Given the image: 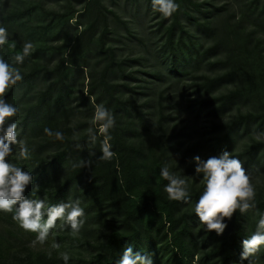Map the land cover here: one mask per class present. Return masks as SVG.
<instances>
[{
	"label": "rangeland",
	"instance_id": "obj_1",
	"mask_svg": "<svg viewBox=\"0 0 264 264\" xmlns=\"http://www.w3.org/2000/svg\"><path fill=\"white\" fill-rule=\"evenodd\" d=\"M175 2L179 4V10L165 17L154 10L152 0H0V26L7 29L9 49H23L26 42H31L33 48L28 57L38 52L37 58L29 59L25 68H19L21 73H38L37 78L33 76L30 86H23L17 92L14 106L19 109L18 113L48 85L50 81L43 79L46 71L64 61L62 69L67 71L65 82L69 108L59 129H63L64 137L70 136V139L83 136L95 125V106L105 104L100 86L92 95L89 91L101 83L104 70L109 65L108 85L115 87L113 95L125 107L123 111L119 105L121 112L116 114L117 127L121 130L135 129L138 135L133 138L130 133V142L143 143L144 147L152 145L141 121L152 129V139L157 140L161 132L156 123L163 117L161 122L166 136L161 141L164 147L172 149L165 150L168 159L164 163L147 159L154 188L162 185L160 170L167 165L177 176L188 178L189 191L199 189L203 192V175L195 173L193 157L198 155L206 161L216 156L214 145L223 134L220 126L229 124L239 113L264 112V102L256 100L252 103L254 99L241 101L231 110L213 117L205 108L198 112L199 102L227 94L244 83L236 76L233 81H226L212 90H204L201 86L206 79L219 77L231 70L238 72L242 59L247 60L246 64L250 62L248 67L252 64L251 56L240 49L242 41H246L248 49H254L264 63V0ZM205 21L216 33L213 38L207 37L197 27L198 23ZM172 26L173 47L177 52L173 64L178 70L176 74L170 71L172 64L167 47ZM30 32L32 37L28 35ZM226 49L230 51L229 60ZM188 51L198 56L192 59ZM75 57L80 66H70L68 61ZM179 62L186 65L180 68ZM72 71L74 78L70 74ZM242 71L251 74L246 66ZM254 80L255 84L249 86V94L264 99V81L260 84L256 78ZM16 117L12 118L15 122ZM257 133H264V126L258 131L251 127L247 132H240L228 152L239 159L251 175L255 200L264 201V150L253 151L250 167L245 166L249 147L264 144V138L256 139ZM7 159L26 171L29 158L19 157V145L13 146V153ZM63 178L64 174L51 187L34 193L25 190V198L44 200L48 191H52ZM146 191L143 189L129 195L126 205L141 206ZM100 209L99 214H105L96 224L90 222L87 230L73 235L71 231L61 230L58 223L50 230L43 245L33 243L37 234L21 229L12 218L14 212H0V264H64L61 258L64 252L69 255L67 264H89L101 251L108 236L119 231L117 225L121 216L111 212V204L102 203ZM259 217L260 211L248 212L244 227L250 235L256 231ZM155 218L151 214L148 223L157 227ZM164 225L160 236L167 232L168 225ZM198 229L207 231L201 224L194 230L195 235H199ZM173 238L174 235L168 234L162 247L167 245L172 249ZM53 243L60 247L54 249ZM216 246L214 243L210 249L200 248V254ZM256 255L258 258L252 256L254 258L240 264H249V261L251 264H264L260 251Z\"/></svg>",
	"mask_w": 264,
	"mask_h": 264
},
{
	"label": "trees",
	"instance_id": "obj_2",
	"mask_svg": "<svg viewBox=\"0 0 264 264\" xmlns=\"http://www.w3.org/2000/svg\"><path fill=\"white\" fill-rule=\"evenodd\" d=\"M197 27L201 28L207 37L211 36L213 38L216 34L207 21L203 24L198 23ZM28 35L32 37L31 32ZM173 36L172 26L167 47L170 54V63L172 64L170 71L176 74L178 70L174 69L173 64H175L177 52L173 47ZM21 37H23V34L20 35ZM243 42L246 41H242L240 49L251 56L252 64L248 67L250 62L246 64L247 60L242 59V66L237 68L238 72L231 70L219 77L206 79L201 87L204 90H212L226 81H233L236 76L244 85L217 98L199 102L198 112L205 108L210 110L209 114L211 116L218 117L222 112L231 110L241 101L254 99L252 103L256 100L264 102V99L260 96L253 97L248 92L250 84H255L254 78L260 84L264 81V63H262L255 50H249L246 43ZM37 53L36 51L31 57H25L22 64H17L14 57L23 54V49L11 50L6 43L0 46V58L13 67L20 69L26 67L29 59L37 58ZM187 54L192 59L198 56L195 52L190 53L188 51ZM226 56L229 60L230 51L228 49H226ZM242 58H244V55H242ZM77 60L78 58L75 57L68 62L70 66L77 67L80 66ZM63 62L46 71L43 79L50 82L46 87H43L33 100L28 102L26 107L20 110L16 117V123L20 132L19 139L27 144L30 151L28 165L25 166V169L31 172L34 178L33 183L27 186L26 192L34 193L39 189L51 187L59 176L64 174L61 182L52 191H48L44 200L49 206L80 200L81 207L85 212L84 217H82L84 224L81 230H87L86 226L90 222L96 224L103 217L104 212L99 214L102 203L109 202L113 208L111 212L121 216L117 225L119 231H115L108 236L101 251L96 253L89 264H118L123 251L129 246L133 248L134 252H139L141 255L152 253L153 264H240L242 241L251 236L244 227L247 214L249 211H260V216L264 214V201L254 200V207L244 213L237 210L230 220L224 221L227 228L222 235L217 236L215 232H201V229H198L197 234L199 235H195L194 230L199 228L201 223L196 217L194 209L202 191L190 189V199L185 203L168 198L167 193L164 191L168 182L164 179L161 186L154 188L147 159L150 158L157 163L158 161L164 163L168 159L165 150L169 148L164 147V142L161 141L166 136L161 122L163 117H160V120L156 123L158 130L161 132L157 140L152 139V129L146 126L144 121H141V126L143 129L146 128L152 145L149 144L144 147L143 143L130 142V136H128L130 133L133 134V138L138 135L135 129L121 130L120 127H117L116 114L121 112L119 105L121 104L123 111H125V107L122 106L119 99H115L113 95L115 87L108 85L109 65L104 70L101 83L94 85L89 92L91 95L94 94L100 86L101 92L104 93L101 95L102 102H105V107L115 118V126L109 130V135L112 137L110 140L111 151L114 152V156L109 160L100 158L103 136L97 134L98 124L92 126L97 135L94 144L89 142L88 132L81 137H71V139L68 135L69 137H64L63 140H58L54 135L49 136L45 133V128L51 129L53 133L56 131L64 132L63 129L59 128L61 127V120L66 116L69 102L66 92L68 85L65 82L67 71L62 69ZM183 62H179L180 68L186 65V63L183 65ZM244 65L251 74L247 75L246 72L242 71ZM37 73V71H31L27 74L21 73L23 79L12 86L3 99L15 105V98L19 89L23 86H30L34 80L33 76L35 75L37 78ZM70 74L74 78V71ZM96 102H99V99ZM263 126L264 112L239 113L229 124L220 126L223 134L216 139L214 145L216 156H219L223 150L228 151L236 143L240 132H247L251 127H255L258 131ZM77 145L81 146L80 149L77 148ZM260 150H264V144L262 143L249 147L247 151L248 161L245 164L247 168L250 167L249 163L253 158V151L261 152ZM81 159L90 161V167L80 168L78 165ZM143 189L147 191L142 198L141 206L126 205L129 195ZM151 214L156 217L155 219H158V221L153 219L158 224L157 227L148 223ZM58 223H60L59 228L61 230L71 231L70 226L64 224L63 221H58ZM164 223L168 225L167 230H165L167 232L160 236L161 229L165 228ZM168 234L174 235L172 249L167 245L162 247V243L167 240ZM197 238L199 241H197ZM214 243H217V246L211 251L200 254V248L210 249ZM173 250H176V252ZM253 256L258 258L256 254ZM260 256L262 257L261 260H264V245L260 248ZM252 258L254 257H249V260Z\"/></svg>",
	"mask_w": 264,
	"mask_h": 264
},
{
	"label": "clouds",
	"instance_id": "obj_3",
	"mask_svg": "<svg viewBox=\"0 0 264 264\" xmlns=\"http://www.w3.org/2000/svg\"><path fill=\"white\" fill-rule=\"evenodd\" d=\"M152 4L154 10L165 17L172 16L180 7L175 0H152ZM7 40V29L0 26V46ZM32 48L33 44L26 42L23 45V54L14 57L15 62L22 64ZM22 79L19 68L0 58V212H14L12 218L19 223L21 229L37 234L33 243L38 242L43 245L49 237L50 230L57 227L58 221L70 226L73 235L79 234L84 224L82 217L85 212L78 199L49 206L44 200L25 198V190L33 183L34 178L31 172L25 171L7 158L12 155L14 145H19L21 159H28L30 151L27 144L19 139L18 125L12 120L18 115L19 109L3 99L8 90ZM93 124L99 125L98 131L103 136L100 158L109 160L114 156V152L111 151L112 137L109 135V130L114 128L115 118L103 104H99L95 106ZM44 131L49 136L54 135L58 140L64 139V134L60 131L53 133L49 128H45ZM87 132L89 142L94 144L97 140L95 131L89 128ZM262 138L264 133L256 134L258 141ZM80 147L77 145L78 149ZM193 163L196 165L195 173L202 174L204 181L203 192L195 204V215L208 232H215L217 236L222 235L227 228L225 220H230L237 210L244 213L254 207L256 192L251 182V175L242 162L228 151L222 152L219 156H211L206 161L201 160L197 155L193 157ZM90 164V161L81 159L78 166L87 168ZM160 175L168 182L164 191L170 200L185 203L189 201L187 177L177 176L167 165L161 168ZM262 245H264V214L260 216L256 231L242 241L240 260H249V257L260 251ZM52 247L58 249L60 245L53 243ZM61 258L64 264H67L69 255L66 252L61 253ZM118 264H153V254L141 255L129 246L123 251Z\"/></svg>",
	"mask_w": 264,
	"mask_h": 264
}]
</instances>
